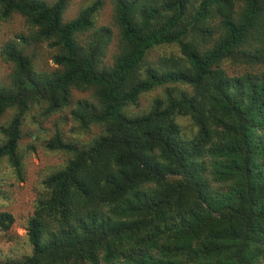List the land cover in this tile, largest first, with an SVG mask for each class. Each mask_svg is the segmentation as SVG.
<instances>
[{"label":"trees","instance_id":"1","mask_svg":"<svg viewBox=\"0 0 264 264\" xmlns=\"http://www.w3.org/2000/svg\"><path fill=\"white\" fill-rule=\"evenodd\" d=\"M111 1L108 62L104 0L71 21V0H0V23L20 15L30 32L0 50V172L24 181L25 150L73 105L98 129L41 143L67 159L42 181L26 251L0 264H264V0ZM37 44L56 68L38 67ZM14 223L0 212V232Z\"/></svg>","mask_w":264,"mask_h":264},{"label":"rangeland","instance_id":"2","mask_svg":"<svg viewBox=\"0 0 264 264\" xmlns=\"http://www.w3.org/2000/svg\"><path fill=\"white\" fill-rule=\"evenodd\" d=\"M54 1V0H48ZM96 0H71L70 7L65 14V21H71L75 19L80 11L94 3ZM105 5L100 12L97 24L98 26H106L112 29L115 39L110 45V49L107 56V61L112 62L113 55L116 52L117 46V30L113 26V4L111 0H104ZM30 32L28 26L25 23V19L20 15L14 16L7 23H0V50L10 40H16L22 42V37L28 38ZM34 42V41H32ZM36 50V62L38 67L42 70H53L56 66L53 63L52 55L53 51L48 48L47 45L37 44ZM34 46L32 45L29 50V54H33ZM11 64L5 62L0 56V80H5L11 73ZM158 93H151L142 100V109L146 104L153 100V97ZM76 102L79 100L89 99V93H75ZM76 106L65 110L63 113H56L49 116L44 123V127L48 129L43 134L41 139L37 141L36 151L25 150V179L24 181L18 180L16 176L11 174V169H8L5 165L0 172V212L11 213L15 219V223L11 227L8 233L0 232V255L4 258L8 256L13 250L18 253L25 252L27 229L25 228L26 219L31 216L35 210V201L38 196V192L41 190L42 181L46 175L50 172L51 168L54 169L62 165L67 157L64 154L52 153L45 151L41 143L48 140L53 132L58 128L62 130L64 135L70 140L90 141L92 135L98 131L96 128H92L90 131H83L73 116V110ZM141 110H136L140 112ZM31 116L35 118L39 117L37 111H33ZM30 116V117H31ZM9 118V114L0 119V127L3 126ZM31 118L26 119L24 139L22 140V147L25 149L28 145L32 144L37 137L33 136L37 125L32 124ZM38 135V134H37ZM6 196H4V195ZM3 195V197H2ZM8 197V198H7ZM17 240V241H16ZM20 241L21 244H18ZM24 243V244H23Z\"/></svg>","mask_w":264,"mask_h":264}]
</instances>
